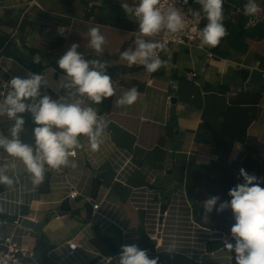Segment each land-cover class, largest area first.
Returning <instances> with one entry per match:
<instances>
[{
    "label": "crops",
    "instance_id": "obj_1",
    "mask_svg": "<svg viewBox=\"0 0 264 264\" xmlns=\"http://www.w3.org/2000/svg\"><path fill=\"white\" fill-rule=\"evenodd\" d=\"M27 2L0 0V81L24 77L28 71L45 74L48 85L42 92L53 99L65 95L59 85L62 72L57 60L73 43L80 45L78 51L86 58H96L87 36L88 29L96 26H100L107 41L102 59L110 66L127 69L123 77L112 80L115 94L109 97L110 109L103 111L105 100L93 105L108 124L99 150L92 151L82 137L84 147L74 157L76 169L49 170L44 182L34 187L21 165L15 173L16 183L12 187L0 186V194L6 197L0 201V210L12 220L16 216L35 221L49 217L40 230L19 228L21 232L29 230L21 240L35 259L44 264H118L121 246L133 243L125 242L123 224L91 221V198L117 203L121 215L134 228L139 226L141 212L133 208L131 193L151 183V177L153 184L164 176L168 180L182 178L183 185L195 186L205 175L208 198L219 196L218 207L231 199L229 190L242 183V178L238 179L241 168L254 175L262 169L264 153H245L244 144L221 132V123L231 96L238 94V101L248 105L259 93L258 117L249 125L248 134L264 143V0H257L260 10L252 23L251 16L243 11L247 0H224L223 22L228 35L220 44L209 48L198 40L191 47L168 45L160 55L163 66L155 73L120 59L122 51L134 47L132 33L138 29L134 18L121 7L122 2L131 5L132 0H39L41 6L30 7ZM189 2L193 11L200 10L195 0ZM23 20L28 25L16 34ZM36 55L41 59L38 64L33 63ZM192 73L195 75L191 80ZM133 86L139 91L137 101L118 107L116 101ZM169 94L176 98L174 113L167 102ZM24 118L26 131L21 133V139L31 144L35 125L29 114ZM0 124L7 133L11 122L0 117ZM124 156H131L134 169L120 180L118 167ZM4 157L7 155L0 150V161ZM169 165L171 178L166 172ZM72 185L79 190L74 199L68 196ZM9 217L0 224V243L14 229ZM205 217L208 226L226 232L231 242L230 229L235 221L230 209L221 213L214 210ZM42 235L53 245L51 249L35 248ZM149 241L153 242L141 231L139 247L144 249ZM70 243L77 245L72 253ZM225 243L221 238L208 242V248L218 255L209 264H233L234 257ZM105 256L112 259L106 262Z\"/></svg>",
    "mask_w": 264,
    "mask_h": 264
},
{
    "label": "clouds",
    "instance_id": "obj_2",
    "mask_svg": "<svg viewBox=\"0 0 264 264\" xmlns=\"http://www.w3.org/2000/svg\"><path fill=\"white\" fill-rule=\"evenodd\" d=\"M200 6L193 15L206 19L203 28H194L201 45L217 47L228 35L224 25V0H195ZM188 4V0H183ZM174 3L165 6L162 0H132L122 2L125 14L138 24L133 32L134 47L120 53V59L128 65H142L146 72L155 73L162 66L158 50L166 46L152 39L162 31L176 34L187 27L184 12ZM257 0H247L243 11L246 16H255L259 11ZM88 46L96 58L88 59L78 51L80 45L71 44L57 60L62 75L60 89L65 95L57 99L42 89L47 87L45 74L31 71L26 76H13L0 85V117L11 122L7 135L0 132V150L7 158L0 161V185L12 187L16 183L15 173L23 166L34 187L41 185L49 170L60 168L76 169L74 157L84 147L81 138H86L89 148L97 151L103 143L108 124L99 114L97 107L115 94L112 77L108 74V61L103 60L106 37L100 26L87 31ZM36 55L33 63H40ZM49 71H52L51 69ZM6 86V88H5ZM139 96L133 86L116 101L118 107L133 105ZM25 114L31 116L33 143H25L21 133L25 132ZM237 183L228 192L229 201L219 203V196H211L203 202L205 214L214 210L221 213L230 209L235 223L231 226V242L225 239L224 247L234 257L235 264H264V181L245 169L239 170ZM206 218V217H205ZM118 264H158L150 258L147 249L136 244L122 245Z\"/></svg>",
    "mask_w": 264,
    "mask_h": 264
},
{
    "label": "built area",
    "instance_id": "obj_3",
    "mask_svg": "<svg viewBox=\"0 0 264 264\" xmlns=\"http://www.w3.org/2000/svg\"><path fill=\"white\" fill-rule=\"evenodd\" d=\"M165 6L174 3V0H162ZM28 6L40 5L39 0H28ZM176 7L180 8L185 15L187 27L185 30L172 34L162 31L152 39L157 40L168 45H185L188 47L194 46L199 40L194 28H203L204 26L197 23L198 18L193 15L191 4H184L183 0H176ZM257 15L251 16L249 21L252 23L256 20ZM21 23V22H20ZM20 23L15 30L16 34L19 31ZM65 35L66 33H62ZM8 44V41L6 42ZM162 50H158L159 56ZM264 78V69L261 70ZM195 75V74H194ZM193 73L189 75V79H194ZM9 79L0 81V85L7 83ZM6 88V86H5ZM172 95H167V102L170 104ZM0 132H5L3 126L0 124ZM3 159H6L4 157ZM133 164L131 156H124L118 167V179H124L129 173L133 171ZM152 182L144 186L134 188L131 193L130 201L133 208L141 212L142 224L145 235L154 243V251H172L187 256L191 262L195 264H209L218 259L216 250L209 249L207 244L215 238H221L225 241H230L229 235L223 230L212 228L202 223L197 218L198 212L193 203L187 186L168 193V199H165V194L158 187L153 184L154 178L151 177ZM79 190L72 185L69 189L68 196L74 199L78 196ZM6 197L0 194V201ZM93 213L91 221L93 223H120L123 224V232L125 242H130L140 246L141 228L136 225L134 228L128 224L126 218L121 215L118 210V205L107 198H91ZM167 207L163 209L164 204ZM4 211V210H3ZM22 217H14V229L12 233L6 235L0 243V264H44L42 261L35 259L28 248L22 243V238L29 234L21 232L20 227ZM6 222V219L0 218V224ZM24 228V227H23ZM226 242V241H225ZM75 243H70V252L72 253L77 247ZM140 248V247H139ZM106 262H109L112 257H103Z\"/></svg>",
    "mask_w": 264,
    "mask_h": 264
},
{
    "label": "trees",
    "instance_id": "obj_4",
    "mask_svg": "<svg viewBox=\"0 0 264 264\" xmlns=\"http://www.w3.org/2000/svg\"><path fill=\"white\" fill-rule=\"evenodd\" d=\"M28 23H26L24 20L20 23L19 30L23 31ZM108 74L112 77V80L120 79L125 74H127V69L121 66H110L108 65L107 68ZM140 85V84H139ZM141 87V86H138ZM238 95V94H237ZM231 96L229 99V103L227 107L224 109L222 116L223 120L221 123V132L223 134L229 135L233 138H235L240 143L244 144L246 146L245 153H256V152H262L264 153V143H261L253 137H250L248 134V127L249 125L258 117L259 113V107H257V103L260 99V94L256 93V95L253 98V101H249L248 103L251 104H242L243 102L238 101V97ZM109 98L105 99L104 101V110L108 111L109 104H108ZM247 154L244 155V161L247 157ZM262 169L256 171L255 175L258 177V179L264 181V162L261 164ZM205 175L201 177V182L198 185L187 186L188 193L193 200L195 207L198 212L201 214L199 215V219L202 222H205V224L209 225V220L205 218V212L203 205L200 203L201 200H204L207 198L206 196V186H205ZM264 184V183H263ZM2 187H0V190ZM65 209H67V206H64ZM99 233V231H97ZM53 245L46 240L44 235H42L40 238H38L35 248H46L51 249ZM144 249L148 250V254L150 258H156L158 260V264H192L191 260L180 253L172 252V251H160L155 252L154 251V243L150 242L148 245L144 246ZM233 264H235V261L233 260Z\"/></svg>",
    "mask_w": 264,
    "mask_h": 264
},
{
    "label": "rangeland",
    "instance_id": "obj_5",
    "mask_svg": "<svg viewBox=\"0 0 264 264\" xmlns=\"http://www.w3.org/2000/svg\"><path fill=\"white\" fill-rule=\"evenodd\" d=\"M176 177V176H175ZM180 178V177H179ZM155 186L158 187L161 191H163V193L166 195L168 193H172L174 192L175 190H178L179 188H182L183 187V183H182V178H180V181H177L176 178H171V179H167L166 177L164 176H160V178L158 180H155L154 182ZM207 189V188H206ZM210 188L208 187V192H209ZM207 193V192H206ZM207 198L208 199V196H209V193L206 194ZM201 200L202 203L206 200ZM193 201V200H192ZM194 203V202H193ZM201 213L200 212H197L196 213V216L197 218H200L199 215ZM139 218H140V223H139V226L142 230V234L145 235L144 233V230H143V224H142V214L139 215ZM200 220V219H199ZM201 221V220H200ZM9 222H10V227L12 226L14 228V225H13V220L11 217H9ZM202 222V221H201ZM203 223V222H202ZM5 228H8L7 226H4ZM11 228V229H13ZM10 229V230H11ZM12 231V230H11Z\"/></svg>",
    "mask_w": 264,
    "mask_h": 264
},
{
    "label": "water",
    "instance_id": "obj_6",
    "mask_svg": "<svg viewBox=\"0 0 264 264\" xmlns=\"http://www.w3.org/2000/svg\"><path fill=\"white\" fill-rule=\"evenodd\" d=\"M207 22H205V19L201 20V24L203 26L206 25ZM175 103H176V98L172 99L171 101V111L172 113H174V109H175ZM167 174L169 175L168 177L171 178V173H172V169L170 168V165H169V168L167 169ZM0 186H4V185H0ZM165 199H168V195H165ZM167 207V204L165 203L164 206H163V209H165ZM60 213H63V212H60ZM56 216V215H54ZM0 217L1 218H8L9 215L8 213H6L5 211L3 210H0ZM49 221V217H45L44 219L42 220H38V221H35L31 218H28V217H24V218H21V224L25 227H29V228H32V229H35V230H40L42 228V226L45 224V222Z\"/></svg>",
    "mask_w": 264,
    "mask_h": 264
}]
</instances>
